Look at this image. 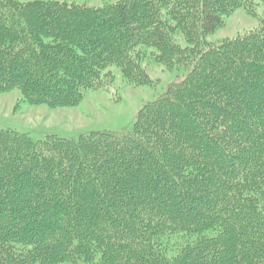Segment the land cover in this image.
Returning a JSON list of instances; mask_svg holds the SVG:
<instances>
[{
    "label": "trees",
    "instance_id": "obj_1",
    "mask_svg": "<svg viewBox=\"0 0 264 264\" xmlns=\"http://www.w3.org/2000/svg\"><path fill=\"white\" fill-rule=\"evenodd\" d=\"M264 0H0V93L76 107L146 61L186 70L132 131L78 139L0 127V264H264ZM182 36L183 46L177 39Z\"/></svg>",
    "mask_w": 264,
    "mask_h": 264
},
{
    "label": "rangeland",
    "instance_id": "obj_2",
    "mask_svg": "<svg viewBox=\"0 0 264 264\" xmlns=\"http://www.w3.org/2000/svg\"><path fill=\"white\" fill-rule=\"evenodd\" d=\"M23 3L34 1H56L94 7L114 5L120 0H18ZM252 13L247 9L236 10L215 33L207 36L210 43L234 39L261 27L264 21V5L256 1ZM183 46L182 36L177 39ZM143 68L152 83L131 86L118 69L113 68V80L108 79L101 88L86 94L76 107L52 108L46 105H29L19 90L0 93V127L30 135L35 141L49 136L78 139L94 132L132 131L137 115L148 103L164 95L168 87L182 80L186 70H171L164 65L146 61Z\"/></svg>",
    "mask_w": 264,
    "mask_h": 264
}]
</instances>
